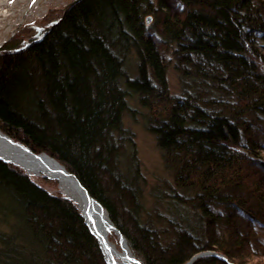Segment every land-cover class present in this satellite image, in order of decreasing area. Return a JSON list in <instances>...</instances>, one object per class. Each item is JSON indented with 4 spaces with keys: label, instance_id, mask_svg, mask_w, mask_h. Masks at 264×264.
<instances>
[{
    "label": "trees",
    "instance_id": "obj_1",
    "mask_svg": "<svg viewBox=\"0 0 264 264\" xmlns=\"http://www.w3.org/2000/svg\"><path fill=\"white\" fill-rule=\"evenodd\" d=\"M259 42L264 0H78L43 37L0 49V129L71 171L142 264H184L207 250L223 258L191 264H261ZM128 96L145 110L144 127L172 175L156 194L164 213L158 200L143 213L131 153L120 166L132 143L122 125ZM0 217L9 226L0 264H106L75 202L2 159Z\"/></svg>",
    "mask_w": 264,
    "mask_h": 264
},
{
    "label": "rangeland",
    "instance_id": "obj_2",
    "mask_svg": "<svg viewBox=\"0 0 264 264\" xmlns=\"http://www.w3.org/2000/svg\"><path fill=\"white\" fill-rule=\"evenodd\" d=\"M73 1L75 0H46L44 3L45 8L43 7V9L36 10L31 16L25 18L14 32L2 42L0 49L6 46L5 48L16 50L26 46L31 40L43 37L46 30L61 17L62 13L70 6L69 3ZM259 47L264 54V44L262 42H259ZM132 60L133 56L131 55L128 63L130 64ZM131 73H133L132 70ZM166 76L170 92H178V74L172 65L168 67ZM127 106L128 109L122 115V125L132 135V143L126 144V153L128 156L127 158H120L119 162L121 168L126 169V167H128V161L130 160L129 153H131L132 161H130L131 164L129 166L132 168L134 165V168H137L139 179L136 182L140 193L139 196L143 207V213L145 214L155 209L154 206L159 198H156V194L161 191L164 192L165 185L172 183V175L171 172L164 167L161 150L156 143L155 136L144 127L142 115L145 110L138 104L135 96L127 97ZM31 179L51 193H60L58 184L55 181L45 179L42 176L31 177ZM165 201L163 200L164 203ZM158 204L160 205L156 208L157 211L164 213L165 207L162 205V201L158 200ZM155 225L158 226L161 224L155 223ZM0 232H9L8 222L3 221L1 217ZM262 232V235H264V231ZM111 238L117 240L114 234ZM254 261H259V263L264 264V256L260 258L255 257ZM251 262L252 259L251 261L247 260L246 263L238 264H252Z\"/></svg>",
    "mask_w": 264,
    "mask_h": 264
},
{
    "label": "bare ground",
    "instance_id": "obj_3",
    "mask_svg": "<svg viewBox=\"0 0 264 264\" xmlns=\"http://www.w3.org/2000/svg\"><path fill=\"white\" fill-rule=\"evenodd\" d=\"M45 1L0 0V45L25 18L31 16L36 10L43 9ZM0 156L10 164L21 168L30 177H40L43 174L49 176L47 178L58 184L60 193L72 201L74 200L79 208L85 207L81 192L73 183L72 178L60 166L55 163L44 164L38 162L28 154L25 148L2 136H0ZM86 219L94 234L101 238L104 254L109 264H136L135 257L133 254L130 255L128 244L122 240L120 234L116 231V226L112 227L109 223L103 210L96 208L94 214L87 216ZM113 234L116 235L117 240L111 238ZM104 236L106 239L103 238Z\"/></svg>",
    "mask_w": 264,
    "mask_h": 264
},
{
    "label": "water",
    "instance_id": "obj_4",
    "mask_svg": "<svg viewBox=\"0 0 264 264\" xmlns=\"http://www.w3.org/2000/svg\"><path fill=\"white\" fill-rule=\"evenodd\" d=\"M78 0H75L73 2H76ZM73 2L69 3V5L73 4ZM150 21V16L146 17V22ZM19 49V48H18ZM0 136L9 139L12 143H15L23 148H25V150L28 152V154L35 160H37L40 163H47V164H51V163H55L56 165L60 166L67 175H69L72 180L73 183H75V185L77 186V188L79 189V191L81 192L82 198H83V202H84V208L81 209V207L79 208V205L76 204V206L79 208L81 216L83 217L84 223L86 224L87 228L89 229V231L96 237L99 248L103 254V258L106 262V264H109L105 254H104V247L103 244L101 242V238H99L98 236H96L94 234V232L92 231V229L90 228V226L88 225L87 219L86 217L89 215H93L95 212V209H101L104 211L105 215L107 216V219L109 220V223L112 225V227H115L114 223L111 221V219L108 216V213L106 211V209L103 207V205L93 196L89 193V191L87 190V188L79 181V179L69 170H67L65 168V166L63 164H61L56 158H54L53 156L49 155L48 153L41 151V152H34L30 147H28L27 145L23 144L22 142L13 139L11 136H9L8 134L4 133L1 129H0ZM0 159H2L5 162H8L6 159L2 158L0 156ZM43 177H49L45 174L42 175ZM67 197V196H66ZM73 202H75L73 200ZM116 231L120 234V237L122 238V240H124L125 243H127L126 238L124 237V235L116 228ZM104 239H106V237H103ZM106 242V240H104ZM103 242V243H105ZM105 246H107L105 244ZM130 255H132L131 250H129ZM202 255H214L217 257H221L223 258V256L215 251H211V250H207V251H202V252H198L196 254H194L186 263L184 264H191L197 257L202 256ZM135 263L136 264H142L138 259L134 258Z\"/></svg>",
    "mask_w": 264,
    "mask_h": 264
}]
</instances>
